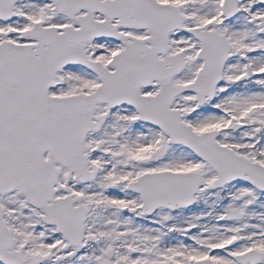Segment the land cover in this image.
<instances>
[{"label":"snow or ice","instance_id":"obj_1","mask_svg":"<svg viewBox=\"0 0 264 264\" xmlns=\"http://www.w3.org/2000/svg\"><path fill=\"white\" fill-rule=\"evenodd\" d=\"M0 264H264V0H0Z\"/></svg>","mask_w":264,"mask_h":264}]
</instances>
